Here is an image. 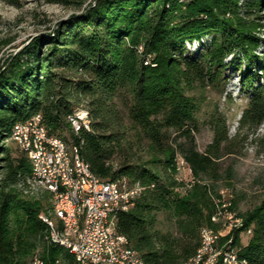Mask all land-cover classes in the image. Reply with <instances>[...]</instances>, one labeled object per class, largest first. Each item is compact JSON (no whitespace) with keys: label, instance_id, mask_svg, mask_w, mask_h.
<instances>
[{"label":"trees","instance_id":"trees-1","mask_svg":"<svg viewBox=\"0 0 264 264\" xmlns=\"http://www.w3.org/2000/svg\"><path fill=\"white\" fill-rule=\"evenodd\" d=\"M91 1L45 0L73 10L53 24L42 20L45 27L0 67V264H29L35 253L47 264L75 263L45 239L40 212L52 207L51 194L22 195L31 162L5 142L16 122L40 114L48 133L71 151L76 145L93 173L137 187L129 208L117 211L116 228L151 264L183 262L195 253L201 226H219L210 217L214 190L203 178H229L232 166L222 174L220 159L235 151L242 129L264 123V0ZM229 66L249 95L234 135L205 96L209 85H224ZM76 109L87 110L89 128H73ZM202 112L213 132L204 151L194 136ZM136 134L150 143L149 158L137 151ZM178 152L193 176L189 187L176 176ZM161 211L173 220L165 232L156 225ZM243 220L233 231L239 255L245 264H264V197Z\"/></svg>","mask_w":264,"mask_h":264},{"label":"rangeland","instance_id":"rangeland-1","mask_svg":"<svg viewBox=\"0 0 264 264\" xmlns=\"http://www.w3.org/2000/svg\"><path fill=\"white\" fill-rule=\"evenodd\" d=\"M72 10L70 7L47 3L45 0H19L18 5L0 0V67L10 53L20 50L29 41L30 36L37 34L45 27L40 23L42 20L49 18L51 20L49 24H53ZM259 16L258 20L264 24V9L259 11ZM259 32L264 35V25L261 26ZM4 40L8 41L4 42ZM189 48L193 49L194 46L190 44ZM260 54L264 55V45L260 47ZM239 72L229 66L226 72L228 79L224 85L218 88L209 85L205 89L207 101L212 105H218L224 112L231 135L239 132V118L247 106L249 96L247 92L240 90ZM210 108L212 107L205 106L206 110ZM80 112L83 114L82 111ZM200 117L203 121L194 136L196 147L204 151L212 139L213 132L205 121L207 114L202 112ZM135 140L137 151L145 158H149L152 155V148L148 140L139 139L138 134H136ZM178 140L181 141V138ZM5 142L14 156L19 154L18 149L20 150V148L17 142L15 143L11 138ZM232 148L235 151L224 155L219 161L222 174H225V168L232 166L231 176L229 178L223 176L219 179L203 178V181L207 182L214 190L213 197L220 199L217 208L223 213L221 215L222 222L226 219L225 214H232L234 220L244 218V215L264 197V123L251 130L242 129L238 138L234 140ZM177 165L178 180L183 183V186L189 187L193 182V176L179 152L177 153ZM28 191L26 189L21 191L22 195L32 199L42 197V193L45 192ZM156 225L165 232L173 228V220L169 218L166 211H161L157 215ZM218 225L220 226V224ZM240 234L241 240L246 239V235L242 231ZM39 251L41 252V245ZM63 262V264H76L69 263L67 260Z\"/></svg>","mask_w":264,"mask_h":264},{"label":"built area","instance_id":"built-area-1","mask_svg":"<svg viewBox=\"0 0 264 264\" xmlns=\"http://www.w3.org/2000/svg\"><path fill=\"white\" fill-rule=\"evenodd\" d=\"M32 134H37V145H44L47 148L48 157L56 154L54 141L45 139L42 135V125L38 123L35 116L29 119ZM87 124V123H84ZM80 129V124H77ZM23 124L14 134L15 143L16 136H21ZM35 145H32V147ZM76 153V145H75ZM77 172H81L80 183H73L79 187L81 200L85 202V215L87 221V229L84 235H81L77 241H64L70 243L73 249L79 250L84 254L85 264L87 262H96V260H105L106 264H141V254L133 248L128 241L126 235L117 231V219H110V212L114 208L128 209L123 207V179H106L95 177L89 173H85L83 166L77 162ZM46 180L55 185H59L55 174L51 171V166L47 174H39ZM70 181V180H64ZM133 200V198H132ZM214 211L211 213V221L220 224L217 228L211 225H205V236L207 237L206 250L201 254V259L196 264H244V257L239 255V248L232 239V232L244 226V220L241 218V224H234V216L225 214L226 219L222 222V211L217 208L220 199L213 197ZM226 206L225 203H223ZM61 206L63 212L67 214L71 228L74 227L72 219V208L69 199L62 196ZM131 206V205H130ZM51 229L54 233V226L51 223ZM246 234H251L252 229L244 228ZM55 235V233H54ZM57 237V236H56ZM57 240H60L57 237ZM57 263H62L60 258L56 259ZM29 264H47L44 258L35 253L30 259Z\"/></svg>","mask_w":264,"mask_h":264},{"label":"bare ground","instance_id":"bare-ground-1","mask_svg":"<svg viewBox=\"0 0 264 264\" xmlns=\"http://www.w3.org/2000/svg\"><path fill=\"white\" fill-rule=\"evenodd\" d=\"M80 111H82L83 114H81ZM33 116H35L36 121L42 125L43 137L49 141H54L56 154H51V158L48 157L47 148H45L44 145H37V134H32V128L30 127L29 119ZM33 116L26 120L16 122L11 136V138L15 141L13 135L17 133L19 126L23 124L21 136H16V142L19 144L20 151L28 156L32 166L31 176L28 180V187L26 188V191L29 190L32 192L33 190H40L49 192L51 194L52 207L50 211H48L49 213L44 211L40 212V217L48 225V231L45 235V239L49 243L60 245L61 247L68 250L69 253L72 254L76 264H85L84 254H81L79 250L73 249L70 243L64 242L77 241L81 235L86 233L87 229L85 202L81 200L79 187L73 184L80 183L81 180V172H77V162L83 166L85 173H89L95 177L99 176L91 171L88 163L80 157L77 151L75 153V151H71V149H69L66 141L63 138L50 135L48 133L47 128L42 122L40 114H35ZM69 120L71 121L73 128L76 130L79 128L77 124L83 125L85 128H89L88 112L85 109H76L74 114L69 115ZM32 145L35 146L32 147ZM50 166L51 171L56 176L57 182H60L61 194L59 192V185H55L54 183L50 182V180H46L45 177L39 175L47 174ZM137 191V187H129L126 181H123V193L126 195V197L123 198V207H128L129 204L132 203L131 200ZM62 196L65 199H69L71 205H73V228H71V223H69L67 214L63 212V207L61 206ZM120 209L123 208L112 209L110 212V219H115V215ZM51 223L54 226L55 235L51 229ZM234 224H241V218L234 220ZM248 229H251V227ZM56 236L60 240H57ZM199 239L200 243L195 253L179 264H196L199 259H201V254L206 250L207 246L205 225L201 226L199 230ZM87 264H106V262L105 260H96V262H87ZM141 264L151 263L146 261L141 255Z\"/></svg>","mask_w":264,"mask_h":264},{"label":"water","instance_id":"water-1","mask_svg":"<svg viewBox=\"0 0 264 264\" xmlns=\"http://www.w3.org/2000/svg\"><path fill=\"white\" fill-rule=\"evenodd\" d=\"M94 2H95V0H92V1H91V4H93Z\"/></svg>","mask_w":264,"mask_h":264}]
</instances>
